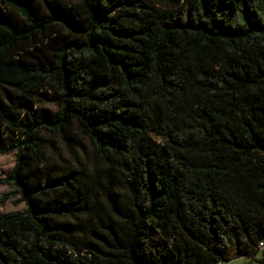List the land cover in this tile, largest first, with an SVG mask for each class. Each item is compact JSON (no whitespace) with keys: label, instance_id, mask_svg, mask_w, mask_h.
<instances>
[{"label":"trees","instance_id":"16d2710c","mask_svg":"<svg viewBox=\"0 0 264 264\" xmlns=\"http://www.w3.org/2000/svg\"><path fill=\"white\" fill-rule=\"evenodd\" d=\"M75 132L95 168L47 151L46 134L71 148ZM13 152L2 202L26 208L0 213V264L255 257L264 0H0V154Z\"/></svg>","mask_w":264,"mask_h":264},{"label":"rangeland","instance_id":"374dc122","mask_svg":"<svg viewBox=\"0 0 264 264\" xmlns=\"http://www.w3.org/2000/svg\"><path fill=\"white\" fill-rule=\"evenodd\" d=\"M55 2H61V3H74L80 0H54ZM41 109L40 110H47L49 113H53L57 110V107L53 103L49 102H44L40 103ZM45 137L48 139V146H47V151L53 155H60L64 159H70V153L72 151H75L82 164L86 165L89 168H95L96 166L92 163L90 154H91V144L88 140L87 137H85L83 134L80 132H75V143L72 145L71 148L67 146L66 143L62 142L59 137L51 136L46 134ZM59 157V156H56ZM15 153H10V154H0V179L4 177V175L11 171L15 164ZM59 162L61 163H66V161H62L61 158L58 159ZM100 185L98 183H94L93 189L91 191L94 192V198L99 199L103 198V191L100 189ZM12 189L10 188L9 185L1 183L0 182V213H10L14 211H19L23 210L26 208V204L24 202H21L19 204H16L15 198H5L4 201L2 202L4 195L10 192ZM239 241H236L235 239L230 241V244L234 246L232 248L235 252L236 245L238 244ZM259 256L262 251H258ZM259 261V262H258ZM223 264H264V260H257L256 258H252L250 256H233L229 260H223Z\"/></svg>","mask_w":264,"mask_h":264},{"label":"built area","instance_id":"2783aa9c","mask_svg":"<svg viewBox=\"0 0 264 264\" xmlns=\"http://www.w3.org/2000/svg\"><path fill=\"white\" fill-rule=\"evenodd\" d=\"M258 249L264 253V237L258 241ZM218 264H223V261H219Z\"/></svg>","mask_w":264,"mask_h":264},{"label":"crops","instance_id":"0c3cea01","mask_svg":"<svg viewBox=\"0 0 264 264\" xmlns=\"http://www.w3.org/2000/svg\"><path fill=\"white\" fill-rule=\"evenodd\" d=\"M254 259L256 258L257 260H261V259H263L264 260V253L262 252V253H260V256H259V252H257L256 254H255V257H253ZM259 262V261H258Z\"/></svg>","mask_w":264,"mask_h":264}]
</instances>
